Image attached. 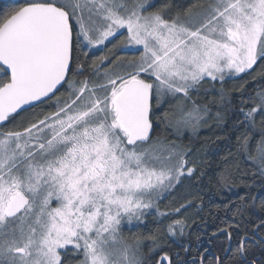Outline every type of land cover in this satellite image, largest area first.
Instances as JSON below:
<instances>
[{
  "label": "snow or ice",
  "instance_id": "snow-or-ice-1",
  "mask_svg": "<svg viewBox=\"0 0 264 264\" xmlns=\"http://www.w3.org/2000/svg\"><path fill=\"white\" fill-rule=\"evenodd\" d=\"M174 7L171 0H22L0 12V264H264V91L245 97L241 87L239 107L227 103L240 135L235 153L220 160L217 183L243 194L225 205L236 223L212 233L227 246L211 261L208 250L189 260L190 246L180 243L182 258L168 243L182 241L188 225L165 222L192 202L160 210L185 180L206 186L199 151L153 136L161 120L180 139L224 119L190 93L219 83L223 101L227 80L264 65V0ZM108 44L107 55L89 60L90 50ZM130 49L140 55H115ZM258 75L264 79V69ZM61 89L66 95L57 96ZM177 96L183 103L174 117L156 115ZM237 155L258 181L228 183L240 171ZM148 216L157 228L142 239L133 229L147 227Z\"/></svg>",
  "mask_w": 264,
  "mask_h": 264
},
{
  "label": "trees",
  "instance_id": "trees-1",
  "mask_svg": "<svg viewBox=\"0 0 264 264\" xmlns=\"http://www.w3.org/2000/svg\"><path fill=\"white\" fill-rule=\"evenodd\" d=\"M162 0H157V3H161ZM173 3L174 11H182L193 3H203L205 0H171ZM19 3H22V0H0V12L8 10L12 7L17 6ZM123 36H118L117 41L123 39ZM113 41V43L117 42ZM112 48V44H108L107 48H99L97 50H90L91 56L89 60L98 59L103 55L108 54V50ZM116 56L123 58H136L140 55L136 51H116ZM264 69V65L258 62L257 66H254L252 75H242V78L227 80V82L222 86L223 87V101H221V85L215 83V95L218 97L214 99H209L202 96V92H209L213 89V84L205 81L201 87V93L194 94L191 96L199 105L207 104L212 113L220 112L224 119L219 122L209 120L207 126L198 129L196 132H188L182 134L180 139H177L176 133L166 121H158V126L155 128L153 136H159L161 139L168 141H176L184 145H191L194 151H199V160L203 161L200 163V167L205 171L206 175L204 177V185L200 184L199 181H189L185 180L181 188H179L173 195H169L167 199H162L160 201V210L164 212L169 211V206L175 208L179 207L180 204H186L187 201H191V206L186 209H181V213L172 215L171 219L166 221L165 224L170 223L171 220L183 219L186 221L188 227L185 229V236L182 241L179 237L176 238V241L168 240L170 249L172 252H179L181 257L184 258L185 253L183 248L179 245L183 243L185 247L190 246L191 252L187 256V259L191 260L193 258L199 259L201 254L205 253V250H208L211 254L207 253V260L211 261L213 258V253L216 255H223L221 252L222 246H227V242L224 236L217 235V237H212V233L217 232L218 229L226 227L228 224H235L236 220L232 218L231 212H226L225 205L229 201H235L236 197L233 195L234 192H240L243 194V190L239 187L229 188L218 184L217 180L219 179V173L221 171L219 165L222 157L226 156L229 151L235 153L236 149V136L240 135V131L234 129V124L236 123L235 118L232 117L231 111L227 107L229 99L232 101V105L239 107V90L243 87L244 96H255L258 91H264V79H261L258 75L261 70ZM255 76L256 79L252 77ZM83 77H79L82 79ZM220 87V88H219ZM66 95V89H61L57 96ZM220 99V102L218 100ZM212 101H216L215 105L212 104ZM174 102H165L160 110L157 112V116L162 117L165 113L169 117H174ZM44 111H53L54 108H43ZM257 127L260 126V118H256ZM13 126L8 125L7 128L11 129ZM259 135H255L252 140V154L255 155V146L259 140ZM206 153V154H205ZM237 162L239 164L240 171L235 172L234 176H229L227 178L228 183H235L240 185L241 183L250 184L253 181H258L260 178L258 176H253L254 168L251 167L249 163H246L243 157L237 155ZM235 171V170H234ZM258 188V185L256 186ZM188 193H191L188 195ZM253 194H257V191H254ZM175 201V202H174ZM258 203V201H257ZM153 216H148L146 218L147 227H141L136 229V233L142 234L141 238H147L150 235V232H154L157 228V225L151 223ZM243 227V225H241ZM234 233L233 237V246L235 242ZM144 251L147 252V246L144 248ZM78 259V258H77ZM75 264V262H74Z\"/></svg>",
  "mask_w": 264,
  "mask_h": 264
},
{
  "label": "rangeland",
  "instance_id": "rangeland-1",
  "mask_svg": "<svg viewBox=\"0 0 264 264\" xmlns=\"http://www.w3.org/2000/svg\"><path fill=\"white\" fill-rule=\"evenodd\" d=\"M125 34V36L127 35V33H126V31H123V35ZM100 48H103V47H100ZM97 50V49H96ZM126 51H134V50H126ZM243 75V74H242ZM231 80V79H230ZM221 87V86H220ZM219 87V88H220ZM220 90V89H219ZM199 93H201V90L197 93V92H195V91H193V92H191L190 93V95L192 96V95H194V94H199ZM202 96H204V97H207V98H209V99H214V98H216V97H218V92H217V95H215V90L213 91H210L209 90V92H207V91H205V92H202V94H201ZM167 102H174L175 103V105L177 106L178 104H180V103H183V97L182 96H177L176 98H167L166 99V103ZM218 102H220V99L218 100ZM163 105H165V103L163 104ZM175 106V108H174V110H173V112H174V116L176 115V112H177V107ZM189 107H190V105H189ZM207 124H209V120L207 121ZM202 127H204V126H201L199 129H201ZM173 131H174V133H175V129L173 128ZM188 132H190V133H192L193 131H191V129H186V130H184L183 131V134H185V133H188ZM133 232L134 233H136V229H133ZM124 236L125 237H129L130 235H132V233H130L129 231H128V229H127V227L124 229Z\"/></svg>",
  "mask_w": 264,
  "mask_h": 264
},
{
  "label": "water",
  "instance_id": "water-1",
  "mask_svg": "<svg viewBox=\"0 0 264 264\" xmlns=\"http://www.w3.org/2000/svg\"><path fill=\"white\" fill-rule=\"evenodd\" d=\"M208 254H211L210 252H207Z\"/></svg>",
  "mask_w": 264,
  "mask_h": 264
}]
</instances>
